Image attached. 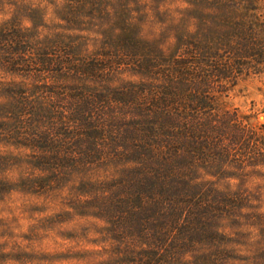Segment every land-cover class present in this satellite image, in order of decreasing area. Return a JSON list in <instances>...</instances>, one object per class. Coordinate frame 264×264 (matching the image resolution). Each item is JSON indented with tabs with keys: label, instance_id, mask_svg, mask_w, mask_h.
Here are the masks:
<instances>
[{
	"label": "rangeland",
	"instance_id": "1",
	"mask_svg": "<svg viewBox=\"0 0 264 264\" xmlns=\"http://www.w3.org/2000/svg\"><path fill=\"white\" fill-rule=\"evenodd\" d=\"M249 1L0 0V264H259L264 157L235 145L213 160L198 138L176 183L156 184L136 124L143 88L181 99L185 61L196 74L230 55ZM214 66L172 110L226 117V144L238 122L264 147V73L213 82Z\"/></svg>",
	"mask_w": 264,
	"mask_h": 264
},
{
	"label": "trees",
	"instance_id": "2",
	"mask_svg": "<svg viewBox=\"0 0 264 264\" xmlns=\"http://www.w3.org/2000/svg\"><path fill=\"white\" fill-rule=\"evenodd\" d=\"M247 3L249 5L244 8L243 16H240L239 18L233 20L234 35L232 34L233 36L228 38L230 40L234 39L232 44L229 42L232 45L230 46V55H220L218 53H214V58L209 55L210 58H208V61L212 62V60H214L216 57V62L213 64H210L209 62L207 63V65H204V67H212L215 65L213 67V74L208 73L209 79L213 75L217 78L213 79V82L214 80L216 81L219 79L228 78L230 77V75L237 76L244 69L248 73H264V0H250ZM245 10H251L252 12L249 15L248 12H245ZM185 67V71H189L188 74L193 76V78H186L185 76L183 77L184 79H186V81H189L188 83H186L183 98L180 99L183 93V90L181 88H178L176 92L171 91V94L165 92L166 90H164V92H162V90L160 91V87L156 88V86H153L148 91L145 88H143L141 91V98H143L141 104L144 103V106L142 107L143 110L140 114L141 118L136 122V124L138 123L139 125H142V130H140L142 134H140L139 146L141 144V139L143 138V136H146L149 138V143L148 140L146 143H148L150 147H147L144 143L142 145V152L141 147L139 148V158L142 160V157L144 155L147 162L157 167H153L151 170L155 172V174L153 172L152 173L154 174V177H156V184L160 174L164 175L165 180H167L165 182H168L169 184L176 183L177 179L175 178L174 173L179 171V169L184 166V163L180 164L178 159L182 158V156L184 155H187L183 153L186 146H188L187 148L189 149V151H191V153H189L190 155L194 154L192 153L193 151L190 147H194L195 149H202L201 147L197 146L198 138L200 139L201 144H207L209 146V149L212 150V159L223 156L225 152L227 157H231V154L229 152L230 149L235 145L242 146V148H244L245 150L244 153L241 154V156L248 159L249 161H252L253 163H256L260 157H264V147L261 146V143H258L259 139H256V136L252 139V137L243 134L245 128L244 126L241 128L240 123L235 122L233 124L232 127L233 129H235V134L231 136L230 139H233L234 143H232V145H228L225 142L226 137L224 136L226 133L224 130L225 124L229 123L226 117L220 116L218 120L217 118H213L211 121L206 118L205 120H202V123H200V125L194 124L195 122H197L196 120L198 118L196 116L197 114H193V111H186L183 109H181L180 111L172 110L175 109L172 108V103L178 104V106L190 105L193 94H195V91L198 90L194 89L195 83L197 81H201L205 74L207 76V73L204 72L205 68H201V66H199L196 74H192L196 67L194 61L190 63H187V61H185ZM171 79H173V77H171ZM205 82L206 80H204V84ZM197 85L200 87L199 89H201V95L203 94L204 96L205 91L202 89V85L199 83H197ZM209 85L208 91H210L209 89H212L209 87ZM145 91L147 92L145 93ZM169 96L172 97L170 98ZM144 110L145 113L143 112ZM157 121H161V123H159L164 127H157L159 130L155 129L154 127L156 126L155 123ZM217 123H219V125ZM146 124L147 126L145 127ZM179 124L183 125L182 132L174 131V129ZM151 125L154 127H152ZM215 125H217V127ZM178 127L176 128L177 130ZM171 129L174 132L170 131ZM151 130L153 134L155 133V137L150 135ZM155 130L156 132H154ZM193 131L198 132V134L196 136L195 145H190L191 142H193V140H190L193 137ZM200 132H202L203 134H201ZM261 135V140H264V126H262ZM193 157L194 156H192L191 158ZM235 200L236 199L234 198V202H231L232 200L220 197V201H217L215 205H213V208L222 211L228 209V205L234 207L236 203ZM219 260L220 261L216 262V264H226L222 257H220ZM210 264L215 263L211 262ZM255 264H258V262ZM259 264H264V258H261Z\"/></svg>",
	"mask_w": 264,
	"mask_h": 264
}]
</instances>
